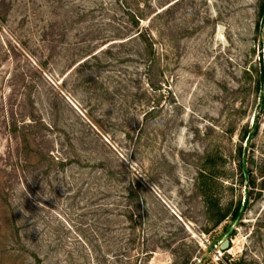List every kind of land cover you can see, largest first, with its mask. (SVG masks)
I'll list each match as a JSON object with an SVG mask.
<instances>
[{
  "label": "rangeland",
  "instance_id": "obj_1",
  "mask_svg": "<svg viewBox=\"0 0 264 264\" xmlns=\"http://www.w3.org/2000/svg\"><path fill=\"white\" fill-rule=\"evenodd\" d=\"M263 1L0 0V264H264Z\"/></svg>",
  "mask_w": 264,
  "mask_h": 264
},
{
  "label": "water",
  "instance_id": "obj_2",
  "mask_svg": "<svg viewBox=\"0 0 264 264\" xmlns=\"http://www.w3.org/2000/svg\"><path fill=\"white\" fill-rule=\"evenodd\" d=\"M242 169H243V174H244V178L245 181L248 180V173H247V169H246V162L245 160H243L242 162ZM245 205H246V195L243 196L241 205H240V209L239 212L236 216V218L234 219L232 225L229 227V229L226 231V233L224 234L222 240H221V244H220V250L221 251H226L229 249L230 247V236L232 235V233L234 232V230L236 229V225L240 219V217L242 216L244 209H245Z\"/></svg>",
  "mask_w": 264,
  "mask_h": 264
},
{
  "label": "trees",
  "instance_id": "obj_3",
  "mask_svg": "<svg viewBox=\"0 0 264 264\" xmlns=\"http://www.w3.org/2000/svg\"><path fill=\"white\" fill-rule=\"evenodd\" d=\"M263 4H262V11H261V14H263L264 13V1L262 2ZM264 87V71H261V79L258 81V88H260V89H262ZM263 96H264V94H263ZM242 176H243V180H244V182H245V178H244V174H242ZM247 182V181H246ZM252 182V183H251ZM249 184L251 185V184H254L255 185V182H253V180L251 181L250 180V182H249ZM246 203H247V198H246ZM240 205H241V201H239V205L237 206V209H236V211H235V215H234V218L237 216V214H238V212H239V209H240ZM224 217V215L223 216H221V218H223Z\"/></svg>",
  "mask_w": 264,
  "mask_h": 264
}]
</instances>
